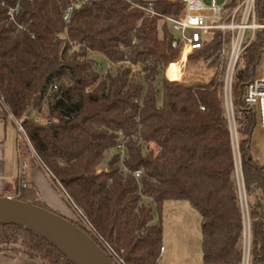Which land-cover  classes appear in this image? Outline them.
Returning <instances> with one entry per match:
<instances>
[{"label":"trees","instance_id":"1","mask_svg":"<svg viewBox=\"0 0 264 264\" xmlns=\"http://www.w3.org/2000/svg\"><path fill=\"white\" fill-rule=\"evenodd\" d=\"M19 1L20 30L7 14L18 0H0V94L8 106L0 115L12 114L22 124L36 153L32 167H46L126 264H158L164 205L178 200L189 201L201 216L203 264H245L247 222V264H264V161L253 141L258 116L244 100L264 53V32L234 74L236 150L221 32L191 57L206 59L207 69L203 61L175 62L180 49L172 45L177 35L170 22L123 0H91L68 23L63 15L70 0ZM137 1L164 16L183 13L179 2ZM258 8L264 21V0ZM168 67L172 83L191 87L171 85ZM214 67L212 81L203 84ZM202 69L205 77L198 78ZM17 144L31 153L20 132ZM4 191L0 195L10 192ZM12 192L48 208L34 184L23 188L16 180ZM3 251L41 264H74L43 236L12 223H0Z\"/></svg>","mask_w":264,"mask_h":264},{"label":"built area","instance_id":"2","mask_svg":"<svg viewBox=\"0 0 264 264\" xmlns=\"http://www.w3.org/2000/svg\"><path fill=\"white\" fill-rule=\"evenodd\" d=\"M90 1L91 0H70V3L64 11V21L67 23L70 22L74 10ZM123 1L127 2L132 7L143 10L147 14L152 16L158 15L170 22L172 29L177 35V38L173 41L172 45L180 49L179 58L175 62L181 61L182 63L191 64L193 62L195 63L205 60L208 64L206 59H192L191 57L194 53L206 48L213 41L218 32L222 33V47L219 55L221 58H226L225 103L231 131L233 135L234 131L236 134V119L232 95L233 79L239 62L246 49L255 40L259 31L264 32V21L259 20V0H169L172 2H179L183 5V13L178 17L164 16L156 12L150 4L144 5L137 0ZM20 13L21 4L19 0L16 4L8 6L7 14L9 21L13 23L18 30L24 28V25L18 20ZM169 67L167 68V74ZM216 68L218 69V67ZM184 76L189 77V74L185 73ZM167 77L169 83H171L170 76L167 75ZM190 78L191 77H189V79ZM175 84L187 86L186 84H183L181 80ZM57 88V85L52 86L51 92L57 90ZM244 100L256 111L258 116V127L264 129V53L258 63L255 77L246 87ZM0 106L8 110L5 97L1 94ZM10 116L15 119L19 132L25 135L22 124L12 114H10ZM26 138L31 152H33L34 156H36L31 142L27 136ZM236 141L238 147V139ZM117 150L123 159L126 156L125 145L123 143L119 144ZM40 165L47 171L43 164ZM27 173L28 164L26 161H22L19 176L21 180L20 184L23 188L28 186ZM142 174V170H137L135 172L136 177H141ZM64 195L72 205L73 209H75L78 213V216L81 219V224L85 226L89 235H93L96 242L105 250V252L116 264H126L123 258L119 255L118 251H116L109 243L97 234L93 224L81 212V210L77 208L68 195L66 193ZM247 209L246 200V210ZM163 251L164 247L161 249V252Z\"/></svg>","mask_w":264,"mask_h":264},{"label":"rangeland","instance_id":"3","mask_svg":"<svg viewBox=\"0 0 264 264\" xmlns=\"http://www.w3.org/2000/svg\"><path fill=\"white\" fill-rule=\"evenodd\" d=\"M105 67L112 68V65L103 61ZM205 70H201V73H198V78H204ZM171 85H176L175 83H170ZM197 86V85H192ZM191 87V86H187ZM44 112L47 111L46 105L44 106ZM227 110V108H226ZM47 113V112H46ZM48 122V120H44ZM234 131V130H233ZM24 138L25 143L27 144L26 136L21 133ZM237 132L234 131V146L237 150ZM254 145L257 149V155L259 160L264 161V129H261L257 126L254 134ZM30 148V147H29ZM31 152V149H30ZM23 156L22 160L26 161L28 164V178L27 182L29 185H33L32 176L36 175L40 180L38 181L40 190L42 194L39 196L41 200H47V203L50 205L47 207L50 210L56 211L60 214H69V218L72 220L81 223V219L78 216V213L72 207V211L69 210L70 207L62 199L64 191L60 185L56 184L52 178H49L45 172L41 169V165H37L41 169H35L32 167L34 154L31 153H21ZM36 157V156H35ZM240 169V165H239ZM45 170V169H44ZM240 174V173H239ZM242 181L241 175L239 177ZM243 205L246 210V199L243 192ZM56 204L58 206H56ZM52 207V208H51ZM163 245L166 247V251L161 256L158 264H203L202 261V234H201V216L196 208H194L189 201L187 200H178V201H167L163 209ZM249 241H250V227L247 222L245 234H244V244L246 252L245 264L248 263V254H249Z\"/></svg>","mask_w":264,"mask_h":264},{"label":"water","instance_id":"4","mask_svg":"<svg viewBox=\"0 0 264 264\" xmlns=\"http://www.w3.org/2000/svg\"><path fill=\"white\" fill-rule=\"evenodd\" d=\"M0 223L20 225L38 233L74 264H116L81 227L32 201L0 196Z\"/></svg>","mask_w":264,"mask_h":264},{"label":"crops","instance_id":"5","mask_svg":"<svg viewBox=\"0 0 264 264\" xmlns=\"http://www.w3.org/2000/svg\"><path fill=\"white\" fill-rule=\"evenodd\" d=\"M202 61H203L204 66L207 69H210V67H208L207 62L205 60H202ZM212 69H213V74L211 75L210 79L203 84L210 83L212 81L214 75L218 71V69L216 67H214ZM167 75H169V74H167ZM203 84H199V85H203ZM0 108H1V106H0ZM18 132H19L18 126H17V123H16L14 118L9 116V118L4 119L0 115V194L4 193L5 189H8L10 191L6 195H0V196L16 197V195L13 194V192H12L15 188V181L18 180L19 187L21 186L19 171H20V167H21V162L23 161L22 160L23 156L21 155V152L18 149V144H17ZM34 168L35 169H41L38 166H35ZM41 170H43L45 172V174L49 178H51L46 170H44V169H41ZM35 174H33V176H32V183L38 187L39 194L41 195L42 192H41L39 184H38L39 183L38 181L40 179L38 177H36ZM27 178H28V175H27ZM28 186H30L29 183H28ZM61 197L69 205V207L71 209L69 211L71 212L73 210L72 205L69 203V201L67 200L65 195H62ZM44 202L46 203V205L50 206L47 203V200L46 201L44 200ZM56 206H58V205L56 204ZM54 212H56V211H54ZM58 214H60V213H58ZM60 215H62L64 217H69V214H63L62 213ZM165 251H166V247L164 246V251L161 252V256L164 254ZM160 259H161V257H160ZM0 264H41V263L36 262V261H32V260H28L26 258L19 256V255L3 251V252H0Z\"/></svg>","mask_w":264,"mask_h":264}]
</instances>
